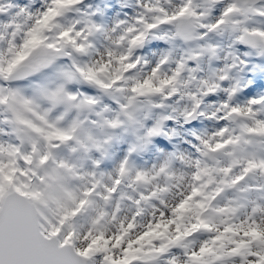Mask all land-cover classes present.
<instances>
[{
  "label": "snow or ice",
  "instance_id": "6c2138e0",
  "mask_svg": "<svg viewBox=\"0 0 264 264\" xmlns=\"http://www.w3.org/2000/svg\"><path fill=\"white\" fill-rule=\"evenodd\" d=\"M0 264H264V0H0Z\"/></svg>",
  "mask_w": 264,
  "mask_h": 264
},
{
  "label": "rangeland",
  "instance_id": "374dc122",
  "mask_svg": "<svg viewBox=\"0 0 264 264\" xmlns=\"http://www.w3.org/2000/svg\"><path fill=\"white\" fill-rule=\"evenodd\" d=\"M155 43V42H154ZM247 91V89L245 90ZM170 124L172 122H169ZM210 122L202 120L200 123H198V125H191V124H185L183 125L182 128H180L178 125L177 127L179 128V131L181 133V137L177 138L180 139L184 136H187L189 139H191V137L189 136V131L193 128L199 130L202 127H205L209 124ZM157 145L159 146H163L165 148H171L172 145L169 143L168 140L164 139L163 137L157 138ZM181 146H186V145H181ZM126 147V145H117L116 148L113 150L114 153L118 156L120 154L119 149ZM157 153L155 152V147H152L149 151H146L144 153H140L138 154L135 158L137 159L138 162L141 163H151L152 160L156 157ZM107 163L110 165L112 163V160L110 159L109 161H107Z\"/></svg>",
  "mask_w": 264,
  "mask_h": 264
},
{
  "label": "water",
  "instance_id": "95a60500",
  "mask_svg": "<svg viewBox=\"0 0 264 264\" xmlns=\"http://www.w3.org/2000/svg\"><path fill=\"white\" fill-rule=\"evenodd\" d=\"M197 123V120H194L192 121L190 124L193 125V124H196ZM189 125V124H188Z\"/></svg>",
  "mask_w": 264,
  "mask_h": 264
},
{
  "label": "flooded vegetation",
  "instance_id": "af4514ba",
  "mask_svg": "<svg viewBox=\"0 0 264 264\" xmlns=\"http://www.w3.org/2000/svg\"><path fill=\"white\" fill-rule=\"evenodd\" d=\"M197 125H198V123H197Z\"/></svg>",
  "mask_w": 264,
  "mask_h": 264
}]
</instances>
